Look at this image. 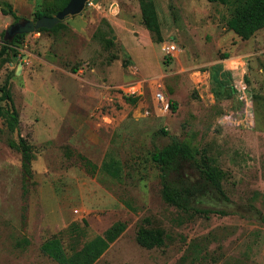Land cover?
<instances>
[{
	"label": "rangeland",
	"instance_id": "1",
	"mask_svg": "<svg viewBox=\"0 0 264 264\" xmlns=\"http://www.w3.org/2000/svg\"><path fill=\"white\" fill-rule=\"evenodd\" d=\"M141 1L90 0L57 32L27 35L14 62L0 60V97L6 87L13 99L0 103V264H59L44 244L59 239L72 255L118 222L126 231L95 264H264V29L244 41L227 29L230 6L153 0L160 42ZM18 2L21 19L56 16L57 0ZM14 23L0 10V50ZM242 78L254 124L222 125L241 111ZM134 80L143 95L126 98ZM20 139L32 147L29 170ZM172 142L193 153L182 167L202 189L193 207L226 215L164 201L154 155ZM208 166L226 198L206 181ZM144 230L162 231L164 245L141 246Z\"/></svg>",
	"mask_w": 264,
	"mask_h": 264
},
{
	"label": "trees",
	"instance_id": "2",
	"mask_svg": "<svg viewBox=\"0 0 264 264\" xmlns=\"http://www.w3.org/2000/svg\"><path fill=\"white\" fill-rule=\"evenodd\" d=\"M209 1L220 2L221 4L232 8L231 16L228 18L226 26L229 31L234 32L242 40H250L259 31L264 29V0ZM69 2L70 0H57L56 15L61 12ZM141 9L145 27L151 33L155 34L159 41L162 42L161 28L153 0H142ZM0 10L4 15L13 17L15 23L21 20V18L15 13L12 5L8 2H1ZM42 17H53V14L47 11H37L35 13L36 20ZM64 26L63 23H60L51 30L40 29L38 33H54L59 29L64 28ZM26 36L27 35H18L12 42L4 41L0 50V60H3L6 63L14 62L19 54L18 48ZM4 101H8L13 106L12 96L6 87L3 89V94L0 97V103ZM172 107L176 110L175 104H172ZM2 109L3 108L0 106V111ZM6 115L8 118V127L11 131H15L19 124L17 111L14 109L12 111H7ZM19 150L22 152L26 168L29 170L32 147L27 145L24 140L20 139ZM193 158L191 148L179 142H172L155 153L154 161L159 165L161 170L164 201L184 211L194 210L196 213L206 215L210 213L226 215V212L223 211L203 210L193 207V198L201 192L202 189L197 188L195 184H192L182 172L183 163ZM202 173L205 175L208 184L221 196L226 198L221 181L214 172V169L211 166H208L205 170H202ZM113 175L117 177L118 174L115 171ZM126 229L127 225L125 223H115L103 236L96 237L88 242L82 250L76 251L72 255H68L64 251L59 239L47 242L42 248L48 256H51L58 261L59 264H95L109 249L110 245L122 236ZM138 243L148 249L161 247L164 245V234L160 230H144L138 237Z\"/></svg>",
	"mask_w": 264,
	"mask_h": 264
},
{
	"label": "built area",
	"instance_id": "3",
	"mask_svg": "<svg viewBox=\"0 0 264 264\" xmlns=\"http://www.w3.org/2000/svg\"><path fill=\"white\" fill-rule=\"evenodd\" d=\"M177 52L175 45L171 44L166 47V55L173 57ZM144 82L134 80L131 83L121 87V91L126 98H138L143 95ZM234 89L242 102L241 111L225 115L220 124L241 127L242 125L250 126L254 124V104L251 95L248 92L244 78L239 82L234 83ZM158 101H164V96L161 93L156 95ZM168 106V104H167Z\"/></svg>",
	"mask_w": 264,
	"mask_h": 264
},
{
	"label": "water",
	"instance_id": "4",
	"mask_svg": "<svg viewBox=\"0 0 264 264\" xmlns=\"http://www.w3.org/2000/svg\"><path fill=\"white\" fill-rule=\"evenodd\" d=\"M90 0H70L69 4L54 17H42L36 21L21 19L12 24L5 32L4 41L12 42L18 35H29L38 32L40 29L51 30L56 25L63 23L69 17L81 15L85 6ZM98 0H93L96 4ZM22 65L19 66L17 74Z\"/></svg>",
	"mask_w": 264,
	"mask_h": 264
},
{
	"label": "crops",
	"instance_id": "5",
	"mask_svg": "<svg viewBox=\"0 0 264 264\" xmlns=\"http://www.w3.org/2000/svg\"><path fill=\"white\" fill-rule=\"evenodd\" d=\"M4 2H8L9 4H11L12 7H13V9H14V11H15V13H16V10H17V9H18V10L21 9L20 7H21V4H22V3H21V2H18V0H8V1H4ZM1 12H2V11H1ZM2 14H3V13H2ZM16 14H17V13H16ZM17 16H18V15H17ZM18 17H19V16H18ZM20 18H21V17H20ZM261 31H262V30H261ZM261 31H259L258 33H260ZM231 32H232V31H231ZM258 33H257V34H258ZM257 34H256V35H257ZM256 35H255V36H256ZM255 36H254V37H255ZM252 38H253V37H252Z\"/></svg>",
	"mask_w": 264,
	"mask_h": 264
}]
</instances>
